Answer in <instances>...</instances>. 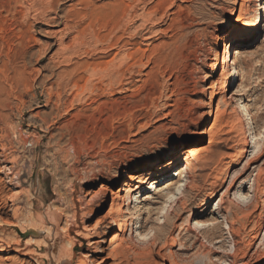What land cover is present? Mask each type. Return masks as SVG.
I'll list each match as a JSON object with an SVG mask.
<instances>
[{
	"label": "rangeland",
	"instance_id": "rangeland-1",
	"mask_svg": "<svg viewBox=\"0 0 264 264\" xmlns=\"http://www.w3.org/2000/svg\"><path fill=\"white\" fill-rule=\"evenodd\" d=\"M244 1L0 0V264H58L62 245L78 241L83 229L99 234L104 248L91 264L264 259V166L253 188L255 167L247 174L241 195L251 191L248 200L214 187L246 139L253 136L257 146L249 145L243 161L257 152V164L264 161V0ZM256 17L258 35L230 49L228 59L238 57V79L223 90L225 80L215 83L218 75L210 72L221 59L219 38ZM106 67L113 70L104 74ZM207 87L218 95L215 104L237 94L220 104L216 118ZM238 104L247 106L250 121ZM190 137L193 143L178 146ZM184 152H190L186 188L177 177ZM172 158L179 164L169 179L143 186L131 202L121 194L125 213L136 219L127 222L126 245H110L105 226L118 220L111 193L126 181L117 178L140 175L150 164L156 172ZM89 196L96 197L91 202ZM205 200L211 203L199 209ZM165 215L166 233L154 232ZM194 221L210 225L198 228ZM141 224L145 238L137 235ZM48 229L51 249L24 247ZM74 243L71 264L85 253Z\"/></svg>",
	"mask_w": 264,
	"mask_h": 264
},
{
	"label": "bare ground",
	"instance_id": "bare-ground-1",
	"mask_svg": "<svg viewBox=\"0 0 264 264\" xmlns=\"http://www.w3.org/2000/svg\"><path fill=\"white\" fill-rule=\"evenodd\" d=\"M132 1V0H131ZM242 1V4H241V6L242 5H244L243 3L244 2H246V1H244V0H241ZM157 5V4H156ZM156 9V8H155ZM154 11V10H153ZM153 11H152V14H154L153 13ZM155 11H157V10H155ZM122 13L124 14V11H121V15H122ZM159 13V12H158ZM127 15H128V13H126ZM130 14V13H129ZM132 14V13H131ZM123 16V15H122ZM129 17H130V15H128ZM128 16H126V17H128ZM123 17H125V15L123 16ZM127 18V20H129L130 18ZM136 17H138V16H136ZM134 18H135V16H134ZM131 21V20H130ZM129 21V22H130ZM133 21V23L135 22L134 20H132ZM117 22V20H116V18L113 20V23H116ZM259 31H260V27H259V19L256 17V18H249V19H247L245 22H244V24L241 26V27H239V28H234L233 30H231V31H229V32H227V34H225L224 36H222V37H220L219 38V41H223L224 42V46H223V48H222V50H221V59H219V56L216 58V60H215V62L211 65V67H210V72L214 75V76H217L218 75V78H217V80H215V83L217 82V81H219L220 82V80L221 79H224L225 80V82H224V84H223V87H222V89L223 90H225V89H227L229 86H230V84H231V82H232V80L235 78V76L237 75V79H238V70H237V68H238V63H239V61H238V57H233V59L231 60H229L228 59V54L230 53V49H231V47L232 48H234V47H236V46H238L239 45V40H247L248 38H250V37H254V36H256V35H258V33H259ZM101 41V40H100ZM121 41V40H120ZM115 44V43H114ZM113 44V45H114ZM117 44H119L118 42H117ZM116 44V45H117ZM121 44V43H120ZM226 44H228L229 46L227 47L226 46ZM118 46V45H117ZM125 47V46H124ZM132 58V57H131ZM130 58V59H131ZM103 65V64H102ZM93 67V66H92ZM96 67V66H95ZM110 67H112L113 68V66H110ZM116 70H118L116 73H118V72H121L122 70H120L119 71V69L118 68H120V67H118V68H116V67H114ZM229 68H231V70L230 71H232L231 73L229 72ZM95 69V68H94ZM121 69V68H120ZM134 68L132 67V70H133ZM103 70L105 71L104 72V74L106 73V71L108 70L109 72L110 71H112L111 70V68H110V70L109 69H107V67L104 69L103 68ZM115 70V71H116ZM108 71H107V73H108ZM115 71H114V73H115ZM92 72V71H91ZM94 73V74H93ZM92 74L93 75H96L97 73H95V71L93 72ZM106 73V74H107ZM102 74H103V71H102ZM103 74V75H104ZM111 73H109V75H110ZM120 74V73H119ZM123 74V73H122ZM100 75V74H99ZM103 75H101L103 78H105V75L103 76ZM112 75V74H111ZM123 76V75H122ZM240 76V75H239ZM101 77V78H102ZM107 77V76H106ZM83 78V77H82ZM107 80V79H106ZM86 81V80H85ZM74 82V81H73ZM77 82H78V80H77ZM88 82V81H87ZM75 83H76V81H75ZM79 83H81V81L79 80ZM85 84H86V82H85ZM84 85V84H83ZM77 86H78V83H77ZM76 86V84H75V88L77 87ZM87 86V85H86ZM214 86H215V84H214ZM78 88V87H77ZM82 88V87H81ZM80 87H79V89H81ZM83 89V88H82ZM207 89L209 90V91H211V93H210V97H209V106H211V107H213V105H215V107H214V114H215V118L217 117V116H219L220 115V104H222V105H224V104H226L227 103V101H230V103L231 102H233L236 98V95L237 94H235V93H232L228 98L226 97H224V96H222L221 98H219V100L217 101V103L215 104V100H216V98H217V94H215L214 92H213V90H214V87H207ZM207 90V91H208ZM205 92V91H204ZM78 97H79V95H78ZM241 100V98H239L238 100H237V102L238 101H240ZM238 107H239V111L241 112H243L244 113V117H247L246 118V120H248V121H250L251 120V115H250V113H249V111H248V108H247V106L246 105H244V104H241V105H239L238 104ZM213 109V108H212ZM234 113V112H233ZM236 118V117H235ZM214 119V118H213ZM235 120V119H234ZM236 122H237V120H236ZM204 135H206L207 133H203ZM199 135H201V134H199ZM209 135V134H208ZM211 135V134H210ZM258 135H259V133H258ZM250 137V136H249ZM194 138L192 137H190V138H187V139H185V140H182V141H180L179 142V144H178V146H181V145H185L186 143L187 144H189V143H193V141H195V140H193ZM254 139V137L252 136V137H250L249 139H246V142L243 144V146H242V149H241V155L239 156V158L237 159V160H235L230 166H226L225 168H224V173L221 175V180L220 181H218L217 183H215V185H214V187L215 188H217V189H219V190H221L222 188H224L225 186H226V188H225V191H226V194H228V195H230L231 193H232V195H237L238 193H239V197L241 198V199H243V200H248V198L250 197L249 195H250V193H252L251 191H249L247 194H245V195H241V189H242V187H243V184H244V182L247 180V177H248V172H249V170L251 169V167H255V170H256V174H255V176H254V179L252 180V184H251V186L249 187V188H253L254 187V184H255V182H257V179L259 178V175L261 174V171H263L262 170V167L264 166V161L261 163V165L259 164H257L258 163V161H259V158L261 157V153L259 152H257V154L255 153V155L254 156H250L249 157V159L247 158L246 160H244L243 161V159H245V155H246V152H247V148L249 147V145L250 144H253L254 146H257V143H256V140H253ZM263 148V147H262ZM177 148L176 147H174L173 148V150H176ZM260 149V148H259ZM259 149H258V151H259ZM264 150V149H263ZM205 152L208 154L209 152H210V148H207L206 150H205ZM262 152V151H261ZM3 154V153H2ZM190 154V152H184L183 154H181V161L182 162H184V167L179 171V173L177 174V177L179 176H182V180H181V182L183 183V186L186 188L187 187V185H189L188 183H190L191 182V178L189 177V176H187V169H188V166L186 165V162L185 161H187V159H188V155ZM155 163V162H154ZM153 163V164H154ZM241 163H243V165H242V168L240 169V172L238 173V174H234V173H232L233 171H235L234 169H235V167H238V166H240L241 165ZM177 164H179V162H178V159L177 158H172L171 160H169L168 162H166V164L164 165V166H161L160 168H156V172L154 171L155 170V168H154V166H152V164H150V165H148V167H147V170L146 171H144L143 173H141L140 175H135V176H121L120 178L118 177L117 178V180H119V179H126V181L124 182V184H123V189H118V191H116V192H113V193H111V207L112 206H114V207H116L117 208V211H118V220H112V222H111V225L109 226H105V228H106V230H107V232L108 233H110L111 235H110V237L108 238V242H109V244L111 245V244H115V243H118V242H122V245H119V246H125L126 245V239H125V231H126V229H127V222L130 220H135L136 219V213H130V214H126L125 213V210H124V207H129L128 206V204H124V197L121 195L123 192L124 193H126L128 196H129V198H130V202H131V197H132V195L133 194H136L137 193V191L140 189V188H142L143 186H150V187H152L151 185H153V184H158V182H159V180L158 179H161L162 181H166L167 179H169V177L172 175V170H173V168L177 165ZM4 167V166H3ZM2 169H4V168H0V173H3L2 172ZM6 171V170H5ZM16 176V175H15ZM153 179H155V182H153ZM230 179V180H229ZM228 183V184H227ZM191 184V183H190ZM212 185V186H213ZM182 187V186H181ZM148 189H150V188H148ZM214 190V189H213ZM216 190V189H215ZM85 193V192H84ZM100 194H102V195H105L106 194V190H100ZM82 196H84V195H82ZM97 196V195H96ZM95 196V197H96ZM90 197V201L92 202L93 200H94V198L95 197H91V196H89ZM84 198L85 197H83V200H84ZM170 198H172V197H170ZM223 199H222V197L219 199V201H218V205L220 204L221 205V203L223 202L222 201ZM83 203H84V201H83ZM88 203H89V201H88ZM87 203V204H88ZM211 202L209 201V200H205L202 204H201V206H200V208L199 209H202L203 207H205V206H207V205H209ZM85 204V203H84ZM83 204V205H84ZM105 204V202L104 201H102L101 203H99L98 204V209H101L102 207H103V205ZM219 205V206H220ZM82 206V205H81ZM84 207V206H83ZM91 209V208H90ZM92 210V209H91ZM59 211V210H58ZM86 211H87V209H86ZM218 211V210H217ZM88 212V211H87ZM89 213H90V211H89ZM92 213H93V211H92ZM66 214V213H65ZM81 215H82V213H80ZM195 215H197L196 213H192V214H190V216L191 217H194ZM217 215V214H216ZM86 216V215H85ZM84 216V217H85ZM64 217H65V215H64ZM89 217V216H88ZM167 220H168V215H165L164 217H163V224H160V225H157V226H155V230H153L154 232H157V233H164L166 230H167ZM7 222V221H6ZM66 222V221H65ZM138 222V221H137ZM137 222H135V223H133V224H137ZM191 222H193V220H190V223ZM194 223H195V226L197 227L198 226V228L201 226H209L210 224H209V221H206V222H204V223H201L200 221H194ZM207 224V225H206ZM215 224V223H214ZM84 225V224H83ZM53 226V229L55 230V228H56V225H52ZM86 226L87 225H85V228H86ZM89 226V225H88ZM87 226V227H88ZM94 228H95V226L94 225H92ZM96 226H99V223L97 222V225ZM66 226H64V229H66L65 228ZM84 227V226H83ZM90 228H91V226H90ZM214 228L216 229V227H213V229L212 230H214ZM63 229V228H62ZM89 229V228H88ZM137 229V228H136ZM142 229H144V227H143V225L141 224V225H139V227H138V230H139V232H138V234L137 235H139L140 237L142 236L143 238H145L146 237V233H142V232H140V231H144V230H142ZM227 230H229L230 232H234V230L235 229H230V226H229V229L227 228ZM32 233L33 234H39L40 233V231L41 230H38V229H36V228H32ZM63 231V230H62ZM71 231V230H70ZM210 231V230H209ZM63 232H65V231H63ZM66 232H67V230H66ZM72 232V231H71ZM94 232H96L95 231V229H94ZM148 232V231H147ZM150 232H152V229L150 230ZM168 232H169V230H168ZM167 232V233H168ZM211 232H213V231H211ZM46 236L45 237H43V238H41V239H28V240H26L25 242H24V247L26 248V247H30V246H32V245H34V246H36V247H38V248H41V247H49V245H51V244H53L54 243V239H53V236H52V232H51V230L50 229H48L47 231H46ZM166 233V232H165ZM235 233V232H234ZM237 233V232H236ZM87 234L88 235H90L91 236V238H90V240H89V237L87 236ZM143 234V235H142ZM230 234V233H229ZM54 235H56L55 233H54ZM68 235V234H67ZM233 235H235V234H233ZM76 237L79 239L78 241H77V239H75L74 241L76 242V243H78V246L79 247H82V245L83 246H85V253L84 254H80L79 256H77V258L75 259V262H74V264H91V261H92V257L93 256H99L100 254H102V253H104V248L101 246V244H102V242L100 241V240H98V238H99V234H95V235H93V233H91V232H89V230H78L77 231V234H76ZM14 238V237H13ZM12 238V239H13ZM67 238H69V237H67ZM66 238V239H67ZM132 238V237H131ZM142 238V239H143ZM152 238V237H151ZM127 239H129V238H127ZM150 239V238H149ZM126 240V241H125ZM130 240V239H129ZM128 240V241H129ZM12 241V240H11ZM74 241H66L63 245H62V247H61V249H60V258L58 259V264L60 263V262H62V261H69V262H71V257H72V255H74V247H75V243H74ZM127 241V242H128ZM17 243V242H16ZM121 244V243H120ZM1 246V249H2V247H3V244L1 243L0 244ZM18 245L20 246V244L18 243ZM128 245V244H127ZM127 247V246H126ZM4 248V247H3ZM19 249V248H18ZM28 249V248H27ZM49 249H51L50 247H49ZM239 250V249H238ZM238 250L235 248V252H238ZM1 251V250H0ZM28 251V250H27ZM26 252V251H25ZM31 252V251H30ZM31 254V253H30ZM51 255H53V254H51ZM111 255V254H110ZM246 255H248L247 257L248 258H251L253 255H255V252H246ZM257 256V255H256ZM164 257V256H163ZM175 257V256H174ZM173 257V258H174ZM73 258V257H72ZM104 259V258H103ZM107 259V258H106ZM175 259V258H174ZM108 260V259H107ZM249 260V259H248ZM257 260H258V258H257ZM168 261V260H167ZM174 261H176V260H172V262H169L168 261V263L169 264H173V262ZM94 263H95V260L93 261ZM176 263V262H175ZM245 264H264V259L263 260H259V261H255V262H249V263H245Z\"/></svg>",
	"mask_w": 264,
	"mask_h": 264
},
{
	"label": "water",
	"instance_id": "water-1",
	"mask_svg": "<svg viewBox=\"0 0 264 264\" xmlns=\"http://www.w3.org/2000/svg\"><path fill=\"white\" fill-rule=\"evenodd\" d=\"M60 264H71L69 261H62Z\"/></svg>",
	"mask_w": 264,
	"mask_h": 264
}]
</instances>
